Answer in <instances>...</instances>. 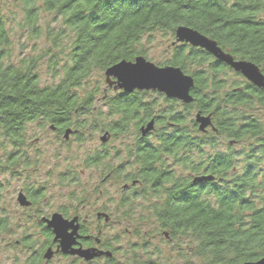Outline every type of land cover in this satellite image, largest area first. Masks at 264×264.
Here are the masks:
<instances>
[{
    "label": "trees",
    "instance_id": "trees-1",
    "mask_svg": "<svg viewBox=\"0 0 264 264\" xmlns=\"http://www.w3.org/2000/svg\"><path fill=\"white\" fill-rule=\"evenodd\" d=\"M17 2L22 13L19 29L29 41L42 39L48 46L37 50L34 45L33 51L39 53L36 57L21 59L19 66L5 65L11 56L10 39L0 8L2 146L9 136L19 144L20 125L33 120V115L70 113L79 105L77 93L71 91L83 89L85 83L103 82L109 67L144 58L140 45L144 37L160 33L174 39V31L180 26L214 41L233 59L254 64L264 76V0ZM42 14L51 17L45 30L40 24ZM173 49L164 65L179 68L194 82L192 102L182 106V171L186 173L182 174V214L178 202L170 201L164 208L169 213L153 219L173 237L182 236L184 264H191V260L200 264L256 262L264 257V92L201 49L184 44ZM41 60L46 61L56 81L54 86H38L34 73ZM94 71L103 73L101 80L87 82ZM229 74L236 80L228 83ZM131 106L117 104L115 110ZM127 113L121 130L134 110ZM198 114L210 117L215 133L206 136L198 132ZM218 140L228 143L226 152L218 151ZM242 145L245 151H233ZM212 151H216L214 155ZM207 162L220 181L193 185L188 173H199ZM97 164L96 157L86 162L88 166ZM6 230L7 218L3 217L0 233Z\"/></svg>",
    "mask_w": 264,
    "mask_h": 264
},
{
    "label": "flooded vegetation",
    "instance_id": "flooded-vegetation-1",
    "mask_svg": "<svg viewBox=\"0 0 264 264\" xmlns=\"http://www.w3.org/2000/svg\"><path fill=\"white\" fill-rule=\"evenodd\" d=\"M176 45L182 46L171 44L172 54ZM82 87L71 91L77 93L79 105L70 113L33 115L20 125L19 144L10 136L4 139V213L7 229L21 232L9 248L11 264H182V236L160 229L153 218L167 215L164 208L170 201L178 202L182 214L185 104L155 90L125 92L112 78ZM128 103L134 113L121 130L131 108L116 111V105ZM150 122L152 129L143 134ZM199 133L208 136L215 129ZM90 157L98 164L86 165ZM209 167L207 162L199 173H188L191 183L203 176L220 181ZM19 195L29 205L22 206ZM54 215L68 223V234L76 229L67 253L47 224ZM8 238L10 246L12 235Z\"/></svg>",
    "mask_w": 264,
    "mask_h": 264
},
{
    "label": "water",
    "instance_id": "water-1",
    "mask_svg": "<svg viewBox=\"0 0 264 264\" xmlns=\"http://www.w3.org/2000/svg\"><path fill=\"white\" fill-rule=\"evenodd\" d=\"M172 44H184L191 48L203 50L215 60L228 66L234 73L242 76L246 82L264 92V76L258 67L247 61L233 59L218 48L214 41L199 32L184 26L177 27L174 31V42ZM104 76L106 80L110 78L114 79L119 83L118 88L125 92L155 90L163 93L169 99L182 101L183 104L192 102L190 95L194 86L192 77L185 75L179 68L171 66L158 67L143 57H136L133 61H120L106 69ZM195 123L198 125L199 132H205L208 127L212 126L209 116L203 117L199 114L195 117ZM152 125L153 123L150 122L145 128H142L143 134L150 131ZM213 180L212 176L194 177L193 183L210 182ZM18 202L22 206L29 205L21 195L18 196ZM47 224L49 227H52V233L55 236V240L59 241L62 252L67 253L73 244V236L76 229H72V233L68 234L69 229H66L68 223L63 221L61 216L58 215H54ZM78 254L85 259L92 258L88 252ZM243 264H264V257L256 262H246Z\"/></svg>",
    "mask_w": 264,
    "mask_h": 264
},
{
    "label": "rangeland",
    "instance_id": "rangeland-1",
    "mask_svg": "<svg viewBox=\"0 0 264 264\" xmlns=\"http://www.w3.org/2000/svg\"><path fill=\"white\" fill-rule=\"evenodd\" d=\"M0 8L4 15V18L6 20V30L9 33V39H10V45H9V51H10V58L9 61H5V65L10 66H19V63L21 59H24L26 57H36L38 51H33L34 45L38 47L37 50L40 48H46L48 46L47 41L36 40L29 41L28 35L23 31H21L18 27V24L21 22L22 19V13L21 9L19 7V4L17 0H0ZM41 27L43 30L46 29L47 24L50 22L51 17L49 15H41ZM52 27V26H51ZM174 42V39L171 36H165L160 33H155L150 36H146L142 39L140 45L142 47V50L144 51V58L154 64V65H163L165 61H168L169 57L172 55V47L171 44ZM64 47H67V43L64 44ZM46 61L41 60L39 62V65L36 68L35 75L38 79V86L40 88L43 87H51L56 84V81L52 78L49 70L47 69L45 65ZM103 73L94 71L90 74L87 82H97L100 81L102 78ZM225 80V77H222ZM228 83L231 81H235L236 79L229 74L226 76ZM239 80V79H238ZM101 107V106H100ZM99 107V108H100ZM102 111V110H101ZM104 111V110H103ZM256 115H261L260 112H257ZM261 117V116H260ZM264 120V118H263ZM227 142H223L221 140H218V151L221 153H224L227 151ZM2 140H0V219L5 217L4 210L8 209L7 207V187L5 185V180L3 176V150L4 146H2ZM245 151V147L242 146H236L234 148V152H240ZM75 156H81L80 153L74 152ZM78 160V159H77ZM80 161V159H79ZM236 166L240 168L239 165V157L236 158ZM89 173V172H88ZM87 173V174H88ZM183 175H186L182 171ZM84 179H86V175L81 177V180L83 182ZM51 191L45 192V194H49ZM46 197V196H45ZM44 197V198H45ZM14 217L12 216V221ZM19 229H7L6 232L0 233V264H11V254L9 253V248L14 245V241L21 237V232H18ZM30 233V230L26 231L25 234L28 235ZM9 234L12 235V239L10 240L12 243L9 246ZM25 257L22 258V260ZM191 264H200L198 261L191 260ZM52 264H65L63 260H55ZM170 264H180V263H173ZM184 264V262H182Z\"/></svg>",
    "mask_w": 264,
    "mask_h": 264
}]
</instances>
